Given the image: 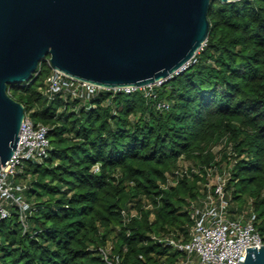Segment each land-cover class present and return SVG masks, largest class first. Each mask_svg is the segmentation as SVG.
I'll return each mask as SVG.
<instances>
[{"label": "trees", "instance_id": "obj_1", "mask_svg": "<svg viewBox=\"0 0 264 264\" xmlns=\"http://www.w3.org/2000/svg\"><path fill=\"white\" fill-rule=\"evenodd\" d=\"M208 16L209 35L194 62L156 86L155 98L138 88L49 99L42 92L49 56L30 79L9 85L33 119L49 126L51 149L18 175H32L25 196L34 208L26 230L14 206L0 218V264H107L99 247L113 231L114 260L173 262L178 252L150 232L188 231L184 206L197 194L191 178L170 189L160 181L189 158L230 170L229 195L254 197L264 235V0H214ZM160 100L170 107L158 108ZM224 138L232 152L214 150ZM158 196L151 219L143 202ZM125 207H139L142 216L125 226Z\"/></svg>", "mask_w": 264, "mask_h": 264}, {"label": "water", "instance_id": "obj_2", "mask_svg": "<svg viewBox=\"0 0 264 264\" xmlns=\"http://www.w3.org/2000/svg\"><path fill=\"white\" fill-rule=\"evenodd\" d=\"M234 1V0H224ZM214 0H0V171L23 139L24 104L10 84L42 59L105 87L172 78L205 44ZM245 264H264V245Z\"/></svg>", "mask_w": 264, "mask_h": 264}, {"label": "built area", "instance_id": "obj_3", "mask_svg": "<svg viewBox=\"0 0 264 264\" xmlns=\"http://www.w3.org/2000/svg\"><path fill=\"white\" fill-rule=\"evenodd\" d=\"M194 57L172 76L186 70L194 62ZM48 61L51 65L50 59ZM167 80L168 78H164L144 86L127 85L109 88L73 77L52 67L42 92L49 99L55 98L57 94H63L66 97L69 95L72 98H87L102 89H112L114 92L119 90L132 92L140 88L146 96L155 98L157 96L156 86L162 85ZM157 107L167 109L170 107V103L167 100H160ZM20 135L23 136V139H19L21 142L19 147L0 171V218L10 216L11 208L14 206L17 208L26 230L28 228V211L34 207L25 196L27 183L18 181L17 178L27 161H43L49 155L51 140L49 126L42 122H36L31 113L26 110ZM225 145L231 152L234 150L227 138L216 144L214 149H221ZM98 168L99 166H97ZM202 170L201 164L182 163L172 172L167 173L166 179L160 183V187L167 189L178 184L183 178H193L201 174ZM202 175L208 179L205 184L206 199L200 196L198 199H189L191 225L188 235L173 230L162 235H152L155 241L169 246L171 251L178 252V256L173 262L164 264H245L247 247L259 246L261 248L264 245V235L257 227L258 214L254 209V198L252 207L247 214L237 215L232 209L233 198L226 188L231 177L230 170L225 166L212 164L211 167L206 168ZM212 179H214V184H211ZM160 201V196H158V202L146 198L143 206L155 211ZM133 208L125 207L121 211L125 226L135 218L142 216L139 210ZM113 247L114 243L110 241L99 247L107 264H124L119 260H114Z\"/></svg>", "mask_w": 264, "mask_h": 264}, {"label": "rangeland", "instance_id": "obj_4", "mask_svg": "<svg viewBox=\"0 0 264 264\" xmlns=\"http://www.w3.org/2000/svg\"><path fill=\"white\" fill-rule=\"evenodd\" d=\"M214 150H217V149H214ZM218 160H219V158H218V156L215 154V161L216 162H218ZM213 163H211V164H207V163H202L200 160L199 161H197V160H195V159H191V158H189V159H187V160H185L183 163H185V164H201L202 165V167H203V170H202V173L201 174H198V175H196V176H194L193 178H191V182L194 184V188H195V191H196V195H194V196H190V195H188L187 196V201L189 202V199H194V198H197L198 199V196H200L201 198H203V199H206V181L208 180V179H206V177L205 176H203L202 174L205 172V170H206V168H208V167H211L212 166V164H216V163H214V161H212ZM217 165L219 166V164L217 163ZM221 166H222V164H221ZM168 173H170V172H168ZM21 180L23 181V182H25V183H27V184H30L31 183V180H32V175L31 174H28V177L27 178H21ZM164 181V180H163ZM163 181H160V182H163ZM211 184H214V179H212L211 180ZM176 185H178V184H176ZM176 185H174V186H176ZM173 186H170L169 188H167V189H170V188H172ZM253 196L252 195H249V194H246V195H244L241 199L240 198H233V201H232V206H233V211H234V213L235 214H237V215H240V214H242V213H246L247 214V212H248V210L252 207V204H253ZM146 200V199H145ZM144 200V201H145ZM144 203V202H143ZM189 203H186L185 204V206L184 207H189V205H188ZM133 209H137V210H139V213H141L142 214V212H141V210H140V208L139 207H135V208H133ZM155 217H156V213H155V211H152L151 210V215H150V218L151 219H155ZM189 217H190V215H189ZM189 224L191 225V217H190V222H189ZM172 230H174V231H176L177 230V232H180V233H183L184 235H187L188 234V232H189V230H190V226H188L187 227V229H188V231H186V230H182V229H179V227H172L171 228ZM186 231V232H185ZM115 234H116V232L115 231H113L112 233H111V237H110V242H113V240H114V237H115ZM153 234H157V233H154V232H150V236H152ZM108 241V242H109ZM115 244V243H114Z\"/></svg>", "mask_w": 264, "mask_h": 264}]
</instances>
